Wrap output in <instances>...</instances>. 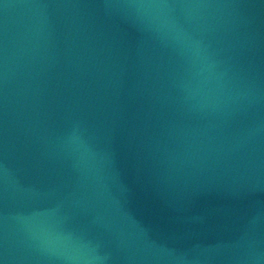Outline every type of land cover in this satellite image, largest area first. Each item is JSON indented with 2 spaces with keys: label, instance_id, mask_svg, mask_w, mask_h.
<instances>
[{
  "label": "water",
  "instance_id": "obj_1",
  "mask_svg": "<svg viewBox=\"0 0 264 264\" xmlns=\"http://www.w3.org/2000/svg\"><path fill=\"white\" fill-rule=\"evenodd\" d=\"M0 264H264V0H0Z\"/></svg>",
  "mask_w": 264,
  "mask_h": 264
}]
</instances>
